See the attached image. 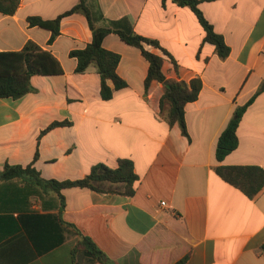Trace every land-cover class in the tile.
<instances>
[{
    "label": "crops",
    "instance_id": "obj_1",
    "mask_svg": "<svg viewBox=\"0 0 264 264\" xmlns=\"http://www.w3.org/2000/svg\"><path fill=\"white\" fill-rule=\"evenodd\" d=\"M77 2L19 0L14 14L0 12V52L32 41L60 67L32 75L23 96L0 98V171L32 165L45 180H77L96 164L115 168L128 159L138 179L130 196L63 189V208L56 192L0 181V264H264V187L250 199L216 173L218 167L264 172V0L199 3L230 49L225 59L203 43V28L187 7L97 0L105 19H126L170 54L176 67L163 56L166 79L200 78L197 99L184 109L188 137L160 113L163 85L152 81L145 89L148 62L139 49L115 33L105 36L102 46L120 56L116 70L127 86L102 100L99 74L76 73L69 55L91 41L85 17H63L52 42L49 30L27 22L52 20ZM255 93L236 129L237 147L218 161L220 133ZM81 236L103 253V263L73 254Z\"/></svg>",
    "mask_w": 264,
    "mask_h": 264
},
{
    "label": "trees",
    "instance_id": "obj_2",
    "mask_svg": "<svg viewBox=\"0 0 264 264\" xmlns=\"http://www.w3.org/2000/svg\"><path fill=\"white\" fill-rule=\"evenodd\" d=\"M167 0H162L164 6ZM179 7L189 8L204 31L203 43L212 45L217 56L225 59L229 55V47L223 37L216 33L212 25L205 19L198 5L202 0H170ZM19 0H0V12L7 15L15 13ZM73 13L82 14L88 28L91 31V41L80 50H74L69 55L76 59V73L94 71L100 77V97L109 100L114 90H120L127 83L117 74V65L120 56L117 53L106 50L102 46L103 39L109 33H115L127 45L133 46L141 52L148 62V70L144 79L147 89L152 81L163 85L164 91L159 100V108L162 117L169 125L177 124L182 135L188 137L185 124V105L195 101L202 87L200 78H193L189 82L183 80L166 79L163 72V56L171 59L170 54L155 39L137 34L132 25L126 20L110 21L103 17L97 0H78L68 11L58 15L52 20H44L40 17L27 18L29 26L40 27L51 32L49 42L59 35V25L63 17ZM146 46L158 50L157 54L147 50ZM60 67L52 55L42 50L32 41H27L18 52H0V98H19L30 91V77L34 74L58 73ZM111 82L112 87L109 85ZM258 93V92H257ZM243 106L237 107L232 118L220 133L216 148L215 158L220 161L238 145L236 129L246 108L252 103L255 96ZM53 123L50 127L61 125ZM216 173L227 183L237 186L248 198H254L264 187V172L257 167H218ZM19 179L26 183L40 187L44 192L52 191L60 195L61 208L63 197L61 190L72 187L88 188L96 192H117L124 195H132L133 184L138 176L134 172L133 163L128 159H120L115 168H109L104 164L94 165L90 172L77 180H45L41 178L32 165L25 167L18 165H5L0 171V181ZM264 253V244L261 246ZM82 252L95 262H102L103 253L86 236H81L73 251ZM184 259L175 264H183Z\"/></svg>",
    "mask_w": 264,
    "mask_h": 264
},
{
    "label": "built area",
    "instance_id": "obj_3",
    "mask_svg": "<svg viewBox=\"0 0 264 264\" xmlns=\"http://www.w3.org/2000/svg\"><path fill=\"white\" fill-rule=\"evenodd\" d=\"M160 205H161V206H165V202H161Z\"/></svg>",
    "mask_w": 264,
    "mask_h": 264
}]
</instances>
